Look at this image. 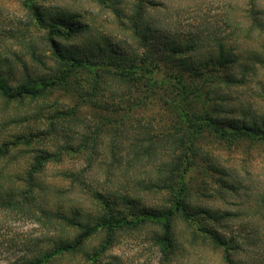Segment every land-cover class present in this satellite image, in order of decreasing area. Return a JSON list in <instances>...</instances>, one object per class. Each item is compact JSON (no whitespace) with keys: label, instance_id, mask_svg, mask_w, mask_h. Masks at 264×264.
I'll return each mask as SVG.
<instances>
[{"label":"rangeland","instance_id":"rangeland-1","mask_svg":"<svg viewBox=\"0 0 264 264\" xmlns=\"http://www.w3.org/2000/svg\"><path fill=\"white\" fill-rule=\"evenodd\" d=\"M137 1L35 3L48 14L59 13L66 22L69 20L73 31L67 40L60 39L64 47L78 54H92L110 45L129 50L136 47L125 33ZM155 1L157 5L149 7L151 23H166L164 35L168 37L156 39L157 47L166 41L194 43L195 50L186 55L196 65L211 59L218 63L222 47L228 56L227 65L231 64L222 72L234 69L237 76L239 64L253 66L255 58H264V0ZM32 16L24 0H0V65L11 70L13 83L23 77L24 65L32 74H46L55 67L51 43L34 27ZM121 21L127 26H121ZM255 64L259 68L257 76L245 85L225 88V99L210 102L204 93L194 95L190 109L247 123L263 117L264 68ZM92 77L87 69H77L65 82L39 97L8 100L0 95V147L8 150L0 155V177L6 189L25 186L22 180L40 151H57L62 146L65 153L61 161L53 160L34 173L40 185L35 194L42 206L47 196L60 211L77 210L81 218L94 219L101 208L98 194L119 201L125 210L130 207L120 202L125 196L140 205H170L168 189L153 184L182 154L187 162V176L182 178L188 185V199L217 211L219 216L225 215L221 222L206 220L218 224L227 238L237 237L233 244L238 243L236 258L240 264L264 263V140L242 138L230 142L210 130L187 131L176 102L171 103L163 90L149 92L148 96L143 88L134 91L131 103L123 101L120 91H97L98 103L93 104L83 96V90L88 92L94 85ZM182 136L184 141L180 142ZM0 219L2 229L11 226L9 229L19 237L39 239L49 235L45 227L30 218L0 215ZM189 230L183 219L173 221L177 237ZM151 234L147 228L120 234L105 254L104 263L193 264L209 259L213 264H224L222 252L213 251L208 242L198 246L193 260H188L185 253L173 261L164 260ZM60 235L70 237L68 233ZM101 239L102 235L92 237L80 251L61 256L52 264H85L86 255L94 253ZM16 255L17 250L5 251L0 264Z\"/></svg>","mask_w":264,"mask_h":264},{"label":"trees","instance_id":"trees-1","mask_svg":"<svg viewBox=\"0 0 264 264\" xmlns=\"http://www.w3.org/2000/svg\"><path fill=\"white\" fill-rule=\"evenodd\" d=\"M36 1L38 0H24V5L33 14L34 27L39 29L45 39L51 43V57L55 67L46 74H32L28 72V66L24 65L23 77L13 83L11 70L0 65L1 96L8 100L39 97L52 87L65 82L71 72L87 69L93 76L90 81L94 85H91V90L88 92L84 89L83 96L93 104L98 103L97 91L110 90L114 93L120 91L123 101L131 103L130 97L134 91L143 88L148 96L149 92L156 93L163 90L171 97V103L176 102L179 109L178 116H181L179 117L187 131L210 130L230 142L242 138L264 140V116L247 123L215 117L209 111L203 114L190 109L194 95L204 93L210 102L225 99L223 90L229 86L245 85L247 80L255 78L259 69L255 62L264 68V58H255L253 66L248 63L239 64L240 75L237 76L233 74V68L232 72H222L225 66L231 65H227L228 56L224 55L222 47L219 51L218 63L211 59L207 63L198 65L192 60L189 61L190 56L186 55L195 50L194 43L185 41L184 44H171L170 41H166L161 48L157 47L154 43L156 39L161 41L162 38L166 40L168 37L164 35L166 23H156L155 26L151 23L153 19L149 7L157 5L155 0H138L133 6L134 12L125 34L136 45L134 49L107 45L108 47L103 51L78 54L67 46L64 47L60 42V39L67 40L66 37L71 35L69 32L73 31L68 26L69 20L66 22L59 13L48 14L47 10H43V7L35 3ZM120 23L121 26H127L122 21ZM262 95L264 96V86H262ZM184 134L186 131L181 133L183 136ZM183 136L178 138L180 142L184 141ZM62 148L64 147L59 146L57 151H40L34 157L31 171L22 180L25 183L23 187L20 185L12 190L6 189L0 177V215L30 218L40 227H45L49 234L39 239L26 238L21 233L19 234L22 237H19L14 229H9L11 226L6 225L7 230L2 229L0 224V255L5 251H18V255L6 260L4 264H52L61 256L74 255L96 235H102L101 242L93 254L86 255L85 264H105L104 256L115 246L120 234L142 228L151 230V238L164 260L173 261L181 253H185L188 260H193L198 246L208 242L207 245L213 251L222 252L224 264H240L236 258L238 243L233 244L237 242V237L227 238L220 232L218 224L214 225L215 222H221L225 215L219 216L217 211L195 204L188 199V185L184 179L187 176V162L182 158V154H179L176 162L174 160L173 166H169L168 173L160 176L153 184L155 188L168 189L170 205L155 207L140 205L135 203L134 198L125 196L120 198V202L130 206L125 210L119 201L97 193L101 204L98 214L94 219H83L80 211L68 212L60 211L58 207L54 208L53 203L47 200L49 199L47 196L46 202L44 201L45 206H42V201L35 194L40 185L35 180L34 173L40 172L53 160L61 161L65 153ZM69 148L68 145L66 147L68 152ZM7 151L6 148L2 150L0 147V155ZM41 189L43 192L44 187L42 186ZM177 217L183 219L190 229L187 234L179 237L173 231V221ZM206 218L214 223L208 224ZM64 233H68L70 237L65 238L60 235ZM193 264L213 263L208 259Z\"/></svg>","mask_w":264,"mask_h":264}]
</instances>
